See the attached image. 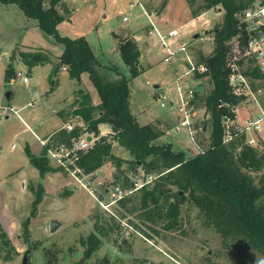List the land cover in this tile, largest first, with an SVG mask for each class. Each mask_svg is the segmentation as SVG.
I'll return each instance as SVG.
<instances>
[{"label": "rangeland", "instance_id": "rangeland-1", "mask_svg": "<svg viewBox=\"0 0 264 264\" xmlns=\"http://www.w3.org/2000/svg\"><path fill=\"white\" fill-rule=\"evenodd\" d=\"M42 4L44 8L50 5L49 0H42ZM56 8L63 16V20L57 25L59 34L72 38L85 37L101 63L116 64L122 71H126V66L116 43L118 39L133 35L140 49L139 62L143 71L130 80V110L140 119L147 114L156 115L152 124L163 130L156 138L157 143L171 142L174 149H183L188 155L208 146L210 132L208 129L202 130L201 125L209 117L203 105V99L211 89L209 78L185 75L187 59L180 50L175 52L170 62H164L166 51L160 47L155 37L146 33L147 18L138 7L129 8L125 1L59 0ZM152 8L156 13L160 12L158 22L162 28L185 25L181 41L188 43L187 53L194 63L197 50L201 49L205 54L211 51L213 39L212 34L207 31L221 22L222 9L207 10L201 13L199 19H195L186 0H152ZM125 15L128 21L123 22L121 18ZM194 34L198 36L194 38ZM21 44L47 49L52 62L34 64L31 71L27 72V67L18 63L28 50ZM178 46V42L173 45L174 48ZM11 47L12 60L9 57L8 62L7 55ZM61 50L62 45L53 37L42 33L37 20L27 17L18 4L0 2V107H10L9 102L15 108L21 107L20 114L33 128L52 114V109L59 101L71 97L78 86L96 95V89L87 73H82L80 85H76L66 71L60 70L55 79L54 56ZM30 54L33 58L37 57L39 50H30ZM6 65L13 68V82L5 77ZM248 65L249 62L242 61V73ZM18 71L27 75V82L16 76ZM178 77L182 79L178 80ZM247 79L258 101L250 97V101L244 100L237 106L236 122L240 124L248 113L256 117V114L262 116L264 111V81L252 77ZM186 82L197 93L194 100L197 109L194 117L190 118V124L181 126L183 113L177 109L176 87ZM155 84L159 85L157 89ZM6 93H10L11 97H7ZM46 93H51V97L44 101L42 95ZM27 101H34L33 107L27 106ZM171 101L175 102L171 104ZM161 102L165 106L162 107ZM2 111L0 109V224L16 251L12 260L5 264H20L27 249L26 238L33 248V264H264V255L255 244L239 234L227 235L226 228L221 231L208 224L200 209L189 204L182 206L186 227L184 233L161 230L160 236L146 238L128 224V218H123L119 222L120 229L106 228L103 235L98 234L102 240L99 249L89 259H83L84 247L79 239L94 231V214L99 213L102 219L111 223L110 215L116 214L117 205L109 204L110 198L105 192V189L116 184L122 186V180L114 181L116 168L108 162L107 166L112 170L105 174L103 172L100 179L81 174L78 179L73 177L62 181V177L54 178L47 181L46 188L44 179L30 174L22 183L20 179L24 174L10 176V173L16 169L22 170V173L29 172L25 146L29 145V150L37 153L42 145L31 136L30 130L16 114ZM262 125L264 127V117ZM105 127H99L98 131L106 129ZM240 137H243V144L246 145H249V138H254L251 147L264 153V129L260 134L250 133ZM114 152L119 157L131 158L126 151L119 150L118 146ZM127 167L126 163L123 164L124 169ZM48 174L50 173L45 176ZM250 174L257 184L264 175V168ZM5 175L8 177L4 178ZM128 177L133 182L134 189H137L152 181L155 176L146 174L141 167H137ZM38 185L42 187L41 200L33 210L32 203L37 195ZM100 201L108 204L107 207L103 208ZM262 201L264 203V197ZM51 219L60 223L54 232L49 231ZM102 223L104 224L103 221ZM10 249L11 247L0 242V255L12 254Z\"/></svg>", "mask_w": 264, "mask_h": 264}, {"label": "trees", "instance_id": "trees-1", "mask_svg": "<svg viewBox=\"0 0 264 264\" xmlns=\"http://www.w3.org/2000/svg\"><path fill=\"white\" fill-rule=\"evenodd\" d=\"M58 1L49 0L50 5L44 8L42 0H0L18 4L27 17L37 20L42 33L62 45L57 65L65 66L69 77L75 80H80L82 73H87L99 96V103L93 105L90 95L78 89L75 108L70 114L79 117L83 124L75 125L72 131L59 129L39 156L25 148L29 162L41 176L48 172H67L62 167L49 164L47 150L62 142L70 144L71 139L89 132L95 139L77 160L82 174L94 173L110 162L117 170L114 181L122 180V186L127 189L134 188L128 174L137 167L155 176L152 181L115 202L117 210L116 214L110 215L112 223L102 219L99 213L94 214V231L79 239L84 247L83 259H89L99 249L102 240L98 234L103 235L106 228L120 229L119 222L123 218H128V224L146 238L160 236L161 230L184 233L182 206L185 204L197 206L208 224L221 231L226 228L227 235L245 237L264 255V175L255 184L250 174L264 168V153L243 144L242 135L225 142L223 126V117H233L231 107L243 99L232 92L227 59L235 53V46L243 49L246 42L248 33L240 23L239 14L252 0H186L193 17L213 8L223 10L221 22L207 31L212 34L211 51L205 54L200 49L195 54L196 64L206 67L199 76L208 77L211 83V89L203 99L209 117L201 125L202 130H209L210 141L205 149L191 155L183 149H174L171 142L157 143L156 138L163 130L152 123H140L130 110V80L143 71L139 62L140 49L133 35L117 40L126 71L120 70L116 64H103L85 37L72 38L58 33L57 25L63 20L56 8ZM21 60L26 65L38 62L30 52H24ZM41 60L48 59L42 57ZM12 71L11 66L7 67L5 77L10 79ZM244 74L255 79L264 78L251 64ZM100 123L109 124L112 133L100 136ZM114 142L131 158L117 156L113 152ZM125 163L126 169L123 168ZM41 192L42 187L38 185L33 210L41 200ZM0 242L11 247L9 252L12 253L0 255V258L12 260L16 251L1 224Z\"/></svg>", "mask_w": 264, "mask_h": 264}, {"label": "built area", "instance_id": "built-area-1", "mask_svg": "<svg viewBox=\"0 0 264 264\" xmlns=\"http://www.w3.org/2000/svg\"><path fill=\"white\" fill-rule=\"evenodd\" d=\"M113 1H125V4L129 8L138 7L141 10L142 14L147 18V24L145 25L147 29L146 33L148 36L155 37L160 47L166 51V54L163 57L164 62H170L173 59L175 52L180 50L185 53L187 59V69L185 71V75H195L198 77L199 74L206 71V67L203 64L197 65L191 60L189 54L187 53L188 43L186 41H181L184 26L180 25L169 29H163L158 22L159 13H156L155 9L152 8V0ZM239 20L240 23L244 25V28L248 33V37L243 49L235 46V53L227 59V66L231 70L229 84L232 87V92L235 96H242L243 99H241L237 105L231 107V111L234 113L233 117L228 115L223 117L225 142L230 141L235 136L249 135L250 133L260 134L264 129L262 125L264 111H262V116L256 114V117L248 113L243 123L240 124L236 122V117H238L237 106L242 101H250V97L254 101H258L250 86V82L247 79L252 76L242 73L240 70V64H242V61H247L249 62V65L251 64L253 67L257 68V70L264 76V0H252L250 4L241 12V14H239ZM121 21H128V17L126 15L122 16ZM177 42L179 43V46L174 48L173 45ZM16 76L21 77L23 82L28 81L27 75H23L20 71L16 73ZM181 79V77H178V80ZM257 80L264 81V78ZM10 81L13 82L14 78H10ZM176 90L178 93L177 109L183 113L180 125L188 126L191 122L190 118L194 117L197 109L194 104L195 90L187 82L182 86L177 85ZM163 98H165V95H163ZM174 102L175 101H171V104ZM26 105L33 107L34 102L29 101ZM160 105L162 107L165 106L164 102H161ZM0 109L3 110L2 113L12 112L19 117V110L15 107H0ZM74 127L75 126L72 123L64 125L66 131H72ZM88 136L91 137V140L87 139ZM94 139V136L83 133L77 138L71 139L70 144L63 142L57 144L53 149L48 151V154L59 167H62L67 171V173L78 179L79 175L82 174V171L77 165V160L79 159L80 154L87 150V148L93 143ZM253 141L254 138H249L247 144L251 146ZM84 176H93V173L88 175L85 174ZM134 188L127 189L119 184H116L111 188L105 189L106 194L110 198L109 204L115 203L124 196L130 194L133 190H135ZM100 204L103 208H106L108 205L102 203V201H100Z\"/></svg>", "mask_w": 264, "mask_h": 264}, {"label": "crops", "instance_id": "crops-1", "mask_svg": "<svg viewBox=\"0 0 264 264\" xmlns=\"http://www.w3.org/2000/svg\"><path fill=\"white\" fill-rule=\"evenodd\" d=\"M164 3V5H165V1L163 2ZM163 5V6H164ZM160 13V12H159ZM164 15V14H163ZM163 15H162V17H163ZM202 16V14H200V15H198V16H196V17H194L195 19H199L200 17ZM180 25H183V24H180ZM180 25H178V26H180ZM184 27H185V25H184ZM164 29V28H163ZM115 41H116V39H115ZM116 43V42H115ZM15 45H18V44H15ZM14 45V46H15ZM13 46V47H14ZM21 46H23V47H27L26 49H28V50H26L25 52H30V50H34V49H38L39 50V55L36 57L37 59H36V61H38V62H36L35 63V65H38V63L40 64L41 62H42V60H41V58L42 57H48V53H47V49H45V48H38V47H33V46H25V45H23V44H21ZM116 46H117V43H116ZM13 47H11V49H10V51H9V53H8V62H9V57L11 58V60H12V56L10 55V52L12 51V49H13ZM118 49V48H117ZM61 52H62V50H61ZM61 52L58 54V55H56V56H54L55 57V61H54V63H56V65L54 66V67H57L56 68V70H54V76L56 77L55 79H57V75H58V73L60 72V70L61 71H66L67 73H68V71H67V68L65 67V66H58L57 65V63H58V56L61 54ZM21 53H19V55H20ZM40 56H41V58H40ZM98 56V55H97ZM53 57V58H54ZM19 58V57H18ZM22 59V58H21ZM48 60V62H45V63H49V62H52V60L50 59V57H48L47 58ZM17 61H19V59L17 60ZM105 62V61H104ZM19 64H23V65H25L26 67H27V72H30L31 71V69H32V67H34L35 65L33 64V65H26L22 60H20V62H18ZM105 63H107V62H105ZM108 64V63H107ZM110 64V63H109ZM7 65H8V63H7ZM7 65H6V67H7ZM16 67L14 66V69H15ZM7 69V68H6ZM5 69V70H6ZM195 77H197V76H195ZM81 79V78H80ZM73 81H75L76 82V85H80V80H75V79H72ZM77 87V86H76ZM159 87V85L157 86V88ZM156 88V89H157ZM78 89H82V88H80V86H78L77 88H75L74 90H73V93H72V96L71 97H67V98H63L61 101H59V104L55 107V108H53L52 109V114L51 115H49V117L46 119V120H43V121H41V123L40 124H38V125H36L35 127H31V126H29V124H27L26 122H25V120L23 119V117H22V115L20 114V108L21 107H19V108H17L18 110H19V117H18V119L19 120H21L22 121V123H23V125L28 129V130H30V133H31V136L34 138V139H36V140H38L40 143H41V145H42V148H41V150L39 151V152H32V151H30L29 150V145H26L25 146V148H28V150L33 154V155H35V156H39V155H41L42 154V152H43V148H44V146L48 143V141H50V139H51V137H52V135L55 133V132H57L59 129H61V128H64V125L65 124H67V123H72V124H74V126L75 125H82L83 124V122L81 121V119L79 118V117H77V116H73L72 114H70L71 113V111L75 108V105H74V100H75V97H76V95H75V92L78 90ZM83 90V89H82ZM84 92H86V93H88L89 95H90V97H91V101H92V104L93 105H97L98 103H99V96H98V94H96V95H93L92 93H90L89 92V90L88 89H85V90H83ZM131 91V90H130ZM93 95V96H92ZM6 96H7V93H6ZM11 97V94L9 93L8 94V96L7 97ZM42 97L44 98L43 100L45 101V100H47L48 98H50L51 97V93H49V94H44V95H42ZM131 98H132V96H131V93H130V102H131ZM29 101H27V103H28ZM32 102H34V101H32ZM8 105H11V106H14V107H16L15 105H12V104H10V102L8 103ZM23 107V106H22ZM136 118H137V120L140 122V123H143V124H146V123H152L153 122V120H154V118H155V116L156 115H149V114H147L143 119H140V118H138L137 117V115H135L134 113H132ZM106 126L105 128L106 129H100L99 131V135L101 136H106V135H110L111 133H112V130H111V127H110V125L109 124H107V123H100L99 125H98V128L99 127H103V126ZM162 130V129H161ZM83 133H87V134H89V135H92V134H90L89 132H83ZM82 133V134H83ZM93 136V135H92ZM57 145V144H56ZM56 145H52V147H50L48 150H47V153H46V157L48 158V160H49V164L50 165H52V167L54 166V167H59L57 164H56V162L52 159V158H50V156H49V154H48V151L49 150H51V149H53ZM118 146V148H119V150L120 149H122V147H120L117 143H113V152H114V149L116 148ZM26 153V152H25ZM115 153V152H114ZM116 154V153H115ZM26 157H27V164H28V166H30L29 167V172H24V173H22V170H19V169H16L14 172H12V173H10V176H19V175H22V174H24L25 176H23L22 177V179H20V182H24L23 180L25 179V177L27 176V175H34L35 177H39V178H42V179H44V185H45V188H46V183H47V181L48 180H52V179H54V178H61L62 179V181L63 180H67V178L70 180V179H73V176L72 175H70L69 173H67V172H61V171H56V172H48V173H50V174H48V175H44L43 177H41L40 176V173L38 172V170L29 162V158H28V156H27V154H26ZM109 170H112L111 169V167H109V166H107V163L106 164H104L101 168H99V169H97L94 173H93V176L92 177H97L98 179H100L99 177H100V175H103V172H104V174L106 173V172H109ZM65 175H63V174ZM47 174V173H46ZM66 174L68 175V176H66ZM82 176H84L83 174H81ZM6 177H8L7 175H5L4 176V178H6ZM75 178V177H74ZM21 183V184H22ZM51 183V182H50ZM23 187V186H22ZM47 188H48V185H47ZM9 262V260H3L2 258H0V264H5V263H8Z\"/></svg>", "mask_w": 264, "mask_h": 264}, {"label": "water", "instance_id": "water-1", "mask_svg": "<svg viewBox=\"0 0 264 264\" xmlns=\"http://www.w3.org/2000/svg\"><path fill=\"white\" fill-rule=\"evenodd\" d=\"M198 36V34H194V38H196ZM34 59L36 60L37 58L34 57ZM157 84L154 85L155 88H157ZM9 93H7V96H8ZM88 140H91V137L88 136L87 137ZM181 192V191H180ZM59 221H57L56 219H51L49 221V231L50 232H54L57 227L59 226ZM107 230H104L103 233H105ZM32 251H33V248H32V245L30 243V241H28L27 243V249L24 251L22 257H21V261H20V264H33V256H32Z\"/></svg>", "mask_w": 264, "mask_h": 264}, {"label": "flooded vegetation", "instance_id": "flooded-vegetation-1", "mask_svg": "<svg viewBox=\"0 0 264 264\" xmlns=\"http://www.w3.org/2000/svg\"><path fill=\"white\" fill-rule=\"evenodd\" d=\"M26 241H27V243H28L29 239H28V238H26Z\"/></svg>", "mask_w": 264, "mask_h": 264}]
</instances>
